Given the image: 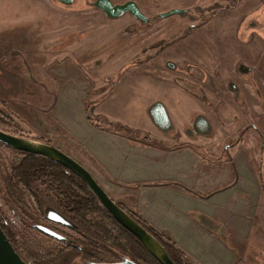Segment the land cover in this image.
I'll return each mask as SVG.
<instances>
[{
	"label": "rangeland",
	"instance_id": "obj_1",
	"mask_svg": "<svg viewBox=\"0 0 264 264\" xmlns=\"http://www.w3.org/2000/svg\"><path fill=\"white\" fill-rule=\"evenodd\" d=\"M95 1L0 0V112L19 127L0 129L56 146L84 162L77 137L72 138L58 115L63 99L74 101L104 129L120 132L127 131L123 124L116 126L119 122L139 126L144 121L135 104L146 110L149 122L151 105L165 106L172 124L165 131L172 136L176 130L187 135L184 126L203 115L212 127L200 140L203 146L218 155L231 147L240 155L236 168L245 155L256 179L236 196L230 212L231 223L245 217L253 227L251 238L244 234L242 240L236 235L230 240L223 233V241L239 264H264V0H133L148 23L130 14L111 19L93 5ZM174 8L188 13L160 17ZM150 133L160 134L155 128ZM24 159L0 143V223L15 249L35 255L39 264L50 255L57 264L64 259L57 260L55 254L65 248L71 264H93L84 253L75 257V248L67 251L68 243L52 241L34 226L44 220L35 197L26 198L36 213L32 219L6 206V177ZM94 174L105 178L103 171ZM100 218L89 215L97 223L92 233L105 232ZM224 224L236 232L232 224ZM59 229L75 238L78 253L85 250L74 232ZM104 235H96L107 249L102 257L132 259L116 239Z\"/></svg>",
	"mask_w": 264,
	"mask_h": 264
},
{
	"label": "crops",
	"instance_id": "obj_2",
	"mask_svg": "<svg viewBox=\"0 0 264 264\" xmlns=\"http://www.w3.org/2000/svg\"><path fill=\"white\" fill-rule=\"evenodd\" d=\"M136 105L135 111L141 112L144 121L139 126L119 122L116 126L123 124L127 131L120 132L115 128L104 129L100 122L94 123L84 111L78 110L74 101L63 99L58 115L86 154V161H77L95 178V170L105 172L103 180H96L110 197L172 237L191 263L239 264L221 234L226 233L230 240H235V235L236 240H242L244 234L251 238L253 227L247 226L244 216L230 222L234 199L255 184L245 161L250 159L242 156L243 162L238 161L240 168H236L234 161L240 155L231 152V147L219 155L210 152L200 141L204 135H188L189 126H184L187 135L176 130L172 136L165 131L167 127H159L152 118L156 107L148 110L153 119L149 122L143 113L146 110ZM196 119L190 128L195 127ZM204 119L212 128L210 121ZM151 128L160 134L150 135ZM253 170L261 175L258 168ZM224 223L232 224L236 232L233 234Z\"/></svg>",
	"mask_w": 264,
	"mask_h": 264
},
{
	"label": "trees",
	"instance_id": "obj_3",
	"mask_svg": "<svg viewBox=\"0 0 264 264\" xmlns=\"http://www.w3.org/2000/svg\"><path fill=\"white\" fill-rule=\"evenodd\" d=\"M7 115L8 114L6 113L7 118L5 119L4 114L0 112V125L14 127L15 124V127H18V125L12 121L11 117ZM14 151L22 154L25 159L19 165L14 166L12 173L6 177V206L14 209L17 213H22L24 218L32 219L36 213L31 212L33 207L26 199L28 198V194L29 196L35 197L37 204L39 205V212L43 213V215L48 208H53L64 215L67 219L69 218L75 221L81 229L79 231L81 234H83L82 232L85 230L91 235H93V233L98 235L99 233H92L93 228L91 227H95L97 223H93V220L88 218L89 215L92 216L97 214L105 220V222H103L105 224V233L112 238H115L120 244L118 248L126 253L128 252L134 261L139 264H161L151 255L135 235L117 222L88 186L76 174L69 171L63 165L41 155L17 150ZM119 205L162 244L170 258L176 264H193L167 233L158 231L143 219V217L136 213H132L121 204ZM79 222L84 224L80 225ZM0 225L5 231L3 225L1 223ZM113 231L116 232L115 235H113ZM5 233L8 236L7 231H5ZM109 240L110 239L106 240V242L108 243ZM94 243L98 244L95 241ZM69 248H75L77 254L75 257L79 256L78 247L69 245ZM16 250L20 252L18 249ZM86 250H90L92 253L93 248L88 246ZM64 252V250H61L59 253L55 254L57 260L64 259L63 263L56 262L57 264H71L70 261H66L67 257ZM26 254L27 255L21 252V255H23L29 263L39 264V260L35 255L27 252ZM84 256L85 258H88L90 257V253H85ZM50 259L51 256L49 255L45 259L46 262L43 264H53L54 262L50 261Z\"/></svg>",
	"mask_w": 264,
	"mask_h": 264
},
{
	"label": "water",
	"instance_id": "obj_4",
	"mask_svg": "<svg viewBox=\"0 0 264 264\" xmlns=\"http://www.w3.org/2000/svg\"><path fill=\"white\" fill-rule=\"evenodd\" d=\"M65 4H71L74 0H60ZM93 5L99 10L103 11L107 17L111 19L119 18L125 14H130L148 23V17L140 10L137 2L129 0L122 4H114L112 0H96ZM187 10L174 8L165 13L160 14L162 18H167L176 14H186ZM152 116L159 127H168L170 125V118L163 106H158L152 111ZM211 128L207 120H204ZM207 134V133H206ZM0 143L11 149L27 152L30 154L41 155L49 158L76 174L93 192L101 204L109 211V213L121 224L125 229L135 235L145 248L154 256L161 264H176L169 256L168 252L162 244L144 227H142L135 219H133L117 202H115L105 189L96 180L93 174L84 167L79 161L62 151L60 148L37 142L31 139L19 137L10 134L0 129ZM48 220L71 226L69 220L60 212L53 208H48L45 213ZM36 228L41 232L51 236L52 238L73 244V240L69 239L63 234H60L46 226L36 225ZM214 228V227H213ZM0 264H31L22 257V255L15 249L9 237L0 225ZM103 264H138L129 257H124L123 261L116 263Z\"/></svg>",
	"mask_w": 264,
	"mask_h": 264
},
{
	"label": "flooded vegetation",
	"instance_id": "obj_5",
	"mask_svg": "<svg viewBox=\"0 0 264 264\" xmlns=\"http://www.w3.org/2000/svg\"><path fill=\"white\" fill-rule=\"evenodd\" d=\"M113 2V1H112ZM114 3V2H113ZM115 4V3H114ZM138 4V3H137ZM139 6V5H138ZM139 8H140V6H139ZM140 10L142 11V9L140 8ZM143 12V11H142ZM144 13V12H143ZM165 13V12H164ZM160 14H162V13H160ZM107 16V15H106ZM133 16V15H132ZM135 17V16H134ZM161 17V16H160ZM136 18V17H135ZM136 19H138V18H136ZM139 20V19H138ZM141 21V20H140ZM145 23V22H144ZM197 25H191V28H194V27H196ZM151 58H152V56H151ZM169 65V67H174V65L173 64H171V63H169L168 64ZM151 106H153V109L155 108V107H158V106H161V104L160 103H155L154 105H151ZM197 117H199V118H197L196 119V125H195V127H193V128H190V126L187 128V133H188V135H190V136H196V137H200V136H202V135H204V134H206L208 131H209V127L207 126V123H205V117H203V116H197ZM207 119V118H206ZM170 124H171V117H170ZM192 124V123H191ZM164 129H166V128H164ZM210 133V132H209ZM41 215H43V213H41ZM43 217H44V220H43V223L41 224V225H43V226H46V227H48V228H50V229H52V230H54V231H56V232H58V233H60V234H63V235H65L66 237H68L69 239H71V240H75V238L73 239V237L72 236H70V235H67V234H65V233H63L64 231H61L60 229H59V227H63V228H66V229H68V230H71L72 232H74L75 233V235H73V236H78L79 238L77 239L80 243H82V244H84V245H86L87 247L88 246H90V247H92L93 248V251H92V253L90 252V250H86V248H85V251H83L82 250V252H79V254L80 253H90V257H88L87 258V260H90V259H92L93 261H91V262H93V264H103V263H116V262H121V261H123V259H120V258H117V257H112L113 259L112 260H106L104 257H102V255L104 256V254H105V252H106V248L103 246V245H101V244H99L98 243V241L99 242H101L102 240L101 239H99V237L97 238L96 237V235H91L90 233H87L85 230H83L84 232H82L83 234H81L79 231L81 230L78 226V224L75 222V221H73V220H71V219H69L68 218V220H69V222H70V224H71V226H65V225H62V224H59V223H56V222H53V221H50V220H48L47 219V217H46V215L44 214L43 215ZM42 217V218H43ZM100 219H102V218H100ZM105 221V220H104ZM102 223H103V220H102ZM36 225H40V224H36ZM35 225V226H36ZM100 229H102V231H105V227H104V224L102 225L101 224V227H100ZM40 231V230H39ZM41 232V231H40ZM41 233H43V232H41ZM99 234V236H101V238H103V239H105V232H101V230L98 232ZM44 234V236L45 237H49V238H51L52 239V241H56L57 243H61L62 241H59V240H56V239H54V238H52L51 236H48L47 234H45V233H43ZM50 239V240H51ZM112 239H115V238H112ZM94 241L96 242V243H98V244H95L94 243ZM115 242H117V241H115ZM64 247H66V249H67V251L68 250H71L70 248H69V245L67 244V245H65ZM84 249V248H83ZM61 250H65V248H61ZM80 250V249H79ZM74 251H76V250H74ZM102 251V253H100ZM108 253H110L109 251H107ZM117 258V259H116ZM136 262V261H135ZM138 263V262H137ZM139 264V263H138Z\"/></svg>",
	"mask_w": 264,
	"mask_h": 264
}]
</instances>
